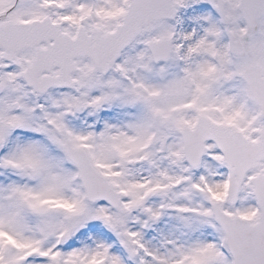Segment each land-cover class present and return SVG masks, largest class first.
<instances>
[{"label":"snow or ice","instance_id":"snow-or-ice-1","mask_svg":"<svg viewBox=\"0 0 264 264\" xmlns=\"http://www.w3.org/2000/svg\"><path fill=\"white\" fill-rule=\"evenodd\" d=\"M0 264H264V0H0Z\"/></svg>","mask_w":264,"mask_h":264}]
</instances>
